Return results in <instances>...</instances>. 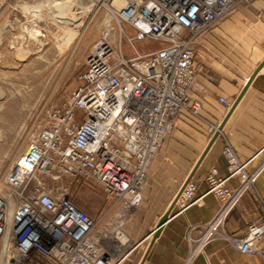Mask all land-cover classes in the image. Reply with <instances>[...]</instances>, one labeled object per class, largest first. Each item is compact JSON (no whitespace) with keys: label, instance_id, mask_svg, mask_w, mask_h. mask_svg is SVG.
<instances>
[{"label":"built area","instance_id":"1","mask_svg":"<svg viewBox=\"0 0 264 264\" xmlns=\"http://www.w3.org/2000/svg\"><path fill=\"white\" fill-rule=\"evenodd\" d=\"M253 1L125 0L120 21L133 34L121 31L135 55L127 57L108 32L102 36L87 54L63 130H46L10 168L7 192L0 195V264H121L113 248L128 242L124 228L142 206L153 159L184 112L200 116L202 103L191 96L198 39L237 6ZM137 42L160 46L143 53ZM220 102L230 108L225 98ZM209 131L219 135L221 127L211 125ZM224 155L228 179L241 185L230 189L216 170L208 176L221 212L207 227L206 241L259 177L228 143ZM65 175L95 179L115 200V212L90 217L54 185ZM196 192V183L188 180L175 203L199 204ZM263 237L264 222L253 221L247 235L233 242L250 255Z\"/></svg>","mask_w":264,"mask_h":264},{"label":"crops","instance_id":"2","mask_svg":"<svg viewBox=\"0 0 264 264\" xmlns=\"http://www.w3.org/2000/svg\"><path fill=\"white\" fill-rule=\"evenodd\" d=\"M195 49L191 96L202 103L200 116L184 112L153 159L142 206L124 228L128 242L113 248L121 264H264V237L250 255L233 242L247 235L251 222H264V0L237 6ZM211 125L221 127L212 144ZM227 143L259 177L206 241L207 227L221 212L207 178L212 170L229 178ZM188 180L196 183L200 202L182 208L175 202ZM227 185L236 190L241 182L228 179Z\"/></svg>","mask_w":264,"mask_h":264},{"label":"rangeland","instance_id":"3","mask_svg":"<svg viewBox=\"0 0 264 264\" xmlns=\"http://www.w3.org/2000/svg\"><path fill=\"white\" fill-rule=\"evenodd\" d=\"M114 1L0 0V195L7 192L6 176L23 153L46 130H63L92 46L107 32L112 37L115 29L117 46L127 57L135 55L121 28L128 35L133 30L117 18ZM111 11L115 14L108 21ZM136 45L143 53L160 46ZM54 185L96 220L115 212V200L95 179L65 175Z\"/></svg>","mask_w":264,"mask_h":264},{"label":"bare ground","instance_id":"4","mask_svg":"<svg viewBox=\"0 0 264 264\" xmlns=\"http://www.w3.org/2000/svg\"><path fill=\"white\" fill-rule=\"evenodd\" d=\"M104 2V0H97V3H102ZM125 5V0H115L114 1V6L117 8L116 11L119 13V17H117L120 20V12L123 9ZM112 11L110 12V14H108V21H111L112 17L114 16ZM116 16V15H115ZM110 34L112 35V37L117 40L118 39V33L117 31L114 29L110 32ZM121 36V35H120Z\"/></svg>","mask_w":264,"mask_h":264},{"label":"water","instance_id":"5","mask_svg":"<svg viewBox=\"0 0 264 264\" xmlns=\"http://www.w3.org/2000/svg\"><path fill=\"white\" fill-rule=\"evenodd\" d=\"M263 66H264V64L262 65V67H263ZM262 67H261V68H262ZM261 68H260V69H261ZM217 137H218V134H216V135L212 138V140H211V144L216 140Z\"/></svg>","mask_w":264,"mask_h":264}]
</instances>
